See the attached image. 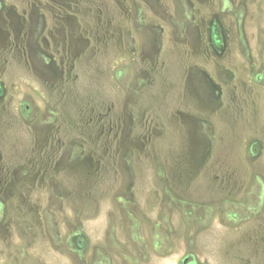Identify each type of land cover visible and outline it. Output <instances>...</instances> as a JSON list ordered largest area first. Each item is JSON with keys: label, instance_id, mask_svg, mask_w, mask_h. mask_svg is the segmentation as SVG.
<instances>
[{"label": "rangeland", "instance_id": "rangeland-1", "mask_svg": "<svg viewBox=\"0 0 264 264\" xmlns=\"http://www.w3.org/2000/svg\"><path fill=\"white\" fill-rule=\"evenodd\" d=\"M0 264H264V0H0Z\"/></svg>", "mask_w": 264, "mask_h": 264}, {"label": "flooded vegetation", "instance_id": "flooded-vegetation-1", "mask_svg": "<svg viewBox=\"0 0 264 264\" xmlns=\"http://www.w3.org/2000/svg\"><path fill=\"white\" fill-rule=\"evenodd\" d=\"M217 43V42H216Z\"/></svg>", "mask_w": 264, "mask_h": 264}]
</instances>
